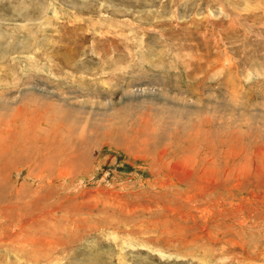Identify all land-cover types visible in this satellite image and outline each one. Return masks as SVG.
<instances>
[{
  "label": "rangeland",
  "instance_id": "obj_1",
  "mask_svg": "<svg viewBox=\"0 0 264 264\" xmlns=\"http://www.w3.org/2000/svg\"><path fill=\"white\" fill-rule=\"evenodd\" d=\"M1 133L0 264H264V0H0Z\"/></svg>",
  "mask_w": 264,
  "mask_h": 264
},
{
  "label": "bare ground",
  "instance_id": "obj_2",
  "mask_svg": "<svg viewBox=\"0 0 264 264\" xmlns=\"http://www.w3.org/2000/svg\"><path fill=\"white\" fill-rule=\"evenodd\" d=\"M146 118V117H145ZM15 119V118H14ZM1 120H2V117H1ZM5 120V119H4ZM26 120V119H25ZM144 120V119H143ZM145 120H147V119H145ZM149 121V120H148ZM31 122V121H30ZM150 122V121H149ZM9 123V122H8ZM21 123V122H20ZM19 123V124H20ZM26 123V122H25ZM7 124V123H6ZM14 125H16V124H14ZM18 125V124H17ZM22 125H23V123H22ZM3 126V125H2ZM8 128V127H7ZM7 128H5V129H7ZM10 129L12 128V127H9ZM15 128H17V126L15 127ZM15 128H14V130H15ZM21 128H22V126H21ZM44 128V127H43ZM5 129H3V130H5ZM17 129H19V127L17 128ZM26 129V128H25ZM29 129V128H28ZM14 130H12V131H14ZM24 130V129H23ZM41 130V129H40ZM44 130V129H43ZM8 131V130H7ZM21 131V130H20ZM35 132V131H34ZM42 132V131H41ZM54 132V131H53ZM4 133V132H3ZM16 133V132H15ZM21 133V132H20ZM31 133V132H30ZM8 134V133H7ZM17 134V133H16ZM26 134H27V132H26ZM45 134V133H44ZM60 134V133H59ZM2 135V133L0 134V136ZM23 135V134H22ZM45 135H48V134H45ZM50 135V134H49ZM52 135V134H51ZM2 136H4V135H2ZM7 135H5L4 136V138L6 137ZM19 136V135H18ZM31 136H33V135H31ZM8 137H9V135H8ZM46 137V136H45ZM49 137V136H48ZM20 138V137H19ZM19 138H17V139H19ZM34 138V137H33ZM51 138H53V137H51ZM145 138V137H144ZM14 140H13V143H11V145L9 144V146H7V145H5L6 146V148L7 147H9V148H13V144L16 142L15 141V138H13ZM20 139H22V138H20ZM19 139V140H20ZM26 139H27V137H26ZM29 139H30V141H31V138L29 137ZM28 139V140H29ZM34 140L35 141H37L38 140V138H37V140L34 138ZM145 140V139H144ZM0 141L1 142H4V139L3 138H1L0 139ZM12 141V140H11ZM21 141V140H20ZM51 141V140H50ZM24 142H25V140L24 141H21L20 143H22L23 145H22V147H24ZM42 142V141H41ZM56 142V141H55ZM140 142V141H139ZM138 142V143H139ZM8 143V142H7ZM33 143V142H32ZM36 143V142H35ZM57 144V143H56ZM140 144V143H139ZM146 144H148V143H146ZM15 145V144H14ZM39 145V144H38ZM53 145H54V143H53ZM72 145V144H71ZM141 145V144H140ZM20 146V145H19ZM34 146V145H33ZM59 146H61L60 144H59ZM2 147L3 148H5L3 145H2ZM15 147V146H14ZM76 147V146H75ZM144 147V146H143ZM2 148V149H3ZM5 148V149H6ZM28 148V147H27ZM55 148H57V147H55ZM61 148V147H60ZM64 148V147H63ZM66 148V147H65ZM135 148H137V147H135ZM142 148V147H141ZM5 149H3V151L5 150ZM23 149V148H22ZM44 149V148H43ZM46 149H47V151H50V148H47L46 147ZM52 149V148H51ZM20 150H21V148H20ZM60 150V149H59ZM61 150H63L64 151V149H62L61 148ZM72 150V149H71ZM18 151V150H17ZM16 151V152H17ZM35 151V150H34ZM70 151V150H69ZM140 151V150H139ZM20 152V151H19ZM27 152V151H26ZM5 154H6V152H4ZM50 153H52V152H50ZM69 153V156H70V158L73 160V159H78V158H82L81 156H82V154H76L77 152H76V149H74L73 151H71V152H68ZM3 154V153H2ZM21 154V153H20ZM37 154V153H36ZM52 154H54V153H52ZM57 154H59V153H55L54 155H51V154H47V155H45V157L43 156V158L42 157H40L39 158V160H37V162H35V160L33 161H31L30 162V164L32 163V165L33 166H35L33 169H36L37 167H39V166H45L46 168H48V167H54L55 166V164H53V162H55V161H57L58 160V155ZM148 154H150V153H148ZM12 155H14V156H16V154L14 153V154H12ZM26 155V154H25ZM84 155V154H83ZM8 156H10V154L8 155ZM7 156V157H8ZM24 156V155H23ZM61 156H62V154H61ZM61 156H59L60 158H61ZM64 156V155H63ZM66 156V155H65ZM18 157V156H17ZM27 157V156H26ZM30 158V157H29ZM19 159H20V157H19ZM67 159V158H66ZM3 160V159H2ZM21 160V159H20ZM25 160H26V158H25ZM30 160V159H29ZM61 160V159H60ZM69 160V159H68ZM6 161V160H5ZM14 161V160H13ZM24 162H26V161H24ZM61 162L63 163V161H60V165H61ZM67 164V163H66ZM15 166H16V164H14ZM13 165V166H14ZM57 165V164H56ZM75 166H77V164L75 163L74 164ZM17 166H18V164H17ZM27 166V165H26ZM31 166V165H30ZM8 168H10V164H8V163H4V164H1L0 163V180H2L1 181V184H0V205L1 204H3L4 206H2V207H0V216L2 217V219H3V222H9L10 223V221L11 222H13L14 221V224H15V222H19V223H21L22 224V226H25V228H24V230H26V227L27 226H32V227H34L35 225H37V223H39L40 222V220H41V218L43 217V215H44V213H46L45 211L44 212H42L41 211V208L42 207H40V208H38V206L36 205V207H35V209L38 211V212H36V210L34 209V207H33V210H31V209H29L28 208V205H30V201H28V200H30V199H28L26 202H24V204H22L23 203V192H22V190H20L19 191V193L17 192V195H16V198L14 199V201H9V202H7L6 201V198H7V196H6V191H9V189L10 188H12L13 187V185L10 183V181H9V179H10V176H9V174L7 173V171H8ZM39 168H41V167H39ZM21 169V168H20ZM49 169V168H48ZM7 170V171H6ZM30 170H31V167H30ZM38 170H41V169H38ZM29 171V170H28ZM42 171V170H41ZM34 172V171H33ZM44 172H46V169L44 170ZM12 173V172H11ZM36 173H37V170H36ZM48 173V172H47ZM35 174V173H34ZM40 174V173H39ZM48 175V174H47ZM38 176V175H37ZM28 177H29V174H28ZM56 177V176H55ZM38 178H39V176H38ZM43 178V177H42ZM58 178V177H57ZM56 178V179H57ZM33 179V178H32ZM60 179V178H59ZM28 180V179H27ZM39 180V179H38ZM53 180V179H52ZM64 180V179H63ZM49 181H51V180H49ZM24 183V182H23ZM48 183H50V182H48ZM17 184V183H16ZM25 184V183H24ZM35 184V183H34ZM45 184V183H44ZM20 185V184H19ZM27 185H29V184H27ZM26 186V185H25ZM43 186V185H42ZM38 187V186H37ZM33 188V187H32ZM40 188H41V186H40ZM34 189V188H33ZM40 190V189H39ZM89 191V190H88ZM10 192V191H9ZM8 192V193H9ZM26 192V191H25ZM38 192V191H37ZM59 194V193H58ZM10 195H11V193H10ZM12 196H13V194H12ZM11 196V197H12ZM34 196V195H33ZM57 197V196H56ZM34 198V197H33ZM32 199V198H31ZM38 199V198H37ZM86 199V198H85ZM59 200V199H58ZM35 202H36V200H35ZM21 204H22V206H21ZM36 204H38V203H36ZM48 204V203H47ZM47 208V207H46ZM21 210H23V212L21 211ZM56 211V210H55ZM41 213V214H40ZM43 213V214H42ZM47 216H50V215H47ZM45 217V216H44ZM54 218H55V216H54ZM1 220V219H0ZM55 220V219H54ZM48 222V221H47ZM51 222H53V221H51ZM48 223H50V222H48ZM57 223V222H56ZM51 225V224H50ZM57 225V224H56ZM5 226V225H4ZM18 226V225H17ZM20 226V225H19ZM21 226V227H22ZM45 226V225H44ZM52 226V225H51ZM50 226V227H51ZM3 227V226H2ZM40 227V226H39ZM46 227V226H45ZM11 228H14V226L13 227H11ZM1 229V228H0ZM55 229V228H54ZM2 230V229H1ZM7 230V229H6ZM15 231V230H14ZM13 231V232H14ZM26 231H28V230H26ZM42 231H43V229H42ZM53 230L51 229V232H52ZM7 232V231H6ZM29 232V231H28ZM53 232H55V231H53ZM18 234H19V236H18V241H22L23 243L24 242H29V243H32L33 244V242H39V239H42L43 240V238L42 237H37V236H34V235H30V234H27V232L26 233H21V232H17ZM49 233V232H48ZM54 234H56V233H54ZM5 235V234H4ZM40 235V234H39ZM38 235V236H39ZM42 235V234H41ZM48 235V234H47ZM52 235V234H51ZM57 235V234H56ZM55 235V236H56ZM22 236H24V237H22ZM43 236V235H42ZM5 237H7V236H5ZM9 237V236H8ZM15 237V236H14ZM45 237H46V235H45ZM58 238V237H57ZM3 239V238H2ZM17 240V238H15L14 239V241H16ZM45 240V239H44ZM48 240V239H47ZM9 242H10V240H8ZM52 241V240H51ZM56 241V240H55ZM58 241V240H57ZM1 242V241H0ZM48 242V245L50 244L49 243V241H47ZM20 243V242H19ZM52 243V242H51ZM58 243H59V241H58ZM61 243V242H60ZM59 243V244H60ZM45 244V243H44ZM43 244V245H44ZM47 244V243H46ZM45 244V245H46ZM4 245H6V244H4ZM17 245V244H16ZM22 245V244H21ZM56 245V244H55ZM30 246H32V245H30ZM36 246H38V245H36ZM53 246V245H52ZM25 248V247H24ZM34 248V247H33ZM37 248V247H36ZM43 248V247H42ZM45 248V247H44ZM48 248V247H47ZM50 248V247H49ZM52 248V250H53V247H51ZM29 249V248H28ZM39 249V248H38ZM57 249V248H56ZM34 250V249H33ZM32 250V251H33ZM28 251V250H27ZM36 252V251H35ZM34 252V253H35ZM29 253V252H28ZM49 255V254H48ZM28 256V255H27ZM32 256V255H31ZM34 256V255H33ZM23 257H25V254H24V256ZM37 257V256H36ZM39 257V256H38ZM28 258H29V256H28ZM37 261V260H36Z\"/></svg>",
  "mask_w": 264,
  "mask_h": 264
}]
</instances>
